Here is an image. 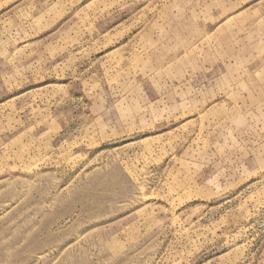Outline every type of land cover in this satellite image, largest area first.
<instances>
[{"label":"rangeland","instance_id":"374dc122","mask_svg":"<svg viewBox=\"0 0 264 264\" xmlns=\"http://www.w3.org/2000/svg\"><path fill=\"white\" fill-rule=\"evenodd\" d=\"M0 264H264V0H0Z\"/></svg>","mask_w":264,"mask_h":264}]
</instances>
